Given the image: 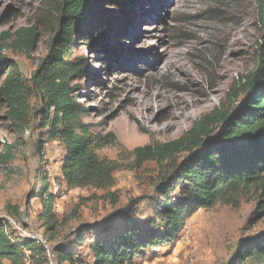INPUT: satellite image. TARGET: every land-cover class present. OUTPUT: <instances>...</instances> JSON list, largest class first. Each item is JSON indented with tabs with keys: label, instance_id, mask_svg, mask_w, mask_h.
Returning a JSON list of instances; mask_svg holds the SVG:
<instances>
[{
	"label": "rangeland",
	"instance_id": "obj_1",
	"mask_svg": "<svg viewBox=\"0 0 264 264\" xmlns=\"http://www.w3.org/2000/svg\"><path fill=\"white\" fill-rule=\"evenodd\" d=\"M62 5V0H0V59L18 66L28 88L49 53ZM32 29L38 43L27 57L18 44L27 37L18 35ZM80 33L70 57L88 74L77 75L72 86L78 104L89 110L83 121L91 133L115 137L113 145L97 152L122 165L115 185L105 191L61 189L62 148L46 143L45 112L40 97L29 90L22 121L10 120L0 99V219L14 236L11 221L21 223L29 208L32 226L53 247L70 246L82 231L86 240L77 247L82 259L77 264H89L93 235L124 210L141 224L158 225L154 202L161 167L154 161L136 163L134 150L175 141L221 107L254 70L262 28L257 0H98L92 23ZM46 181L49 193L58 195L53 211L59 222L52 232L41 217ZM257 204L251 196L238 207L201 209L173 245L146 252L136 264H237L243 243L264 233ZM114 224V231L122 227ZM27 264L48 261L42 255Z\"/></svg>",
	"mask_w": 264,
	"mask_h": 264
},
{
	"label": "trees",
	"instance_id": "obj_2",
	"mask_svg": "<svg viewBox=\"0 0 264 264\" xmlns=\"http://www.w3.org/2000/svg\"><path fill=\"white\" fill-rule=\"evenodd\" d=\"M98 0H62L60 20L48 55L41 60L32 76L31 88L25 86L18 66L0 59V99L9 109L12 121L25 119L28 110L27 91L40 97L46 143L62 148L58 183L61 189L105 191L115 185V173L122 168L116 161L103 160L98 150L115 143L109 134L91 133L83 118L89 110L77 102L73 79L86 76V66L71 59L76 34L92 23ZM262 36L254 70L243 85L236 86L221 107L203 116L179 139L148 145L134 150L135 162L154 161L161 167L162 177L155 190L154 202L158 225L141 224L135 214L124 210L98 228L88 251L89 264H136L145 253L173 245L180 237L185 222L201 209L217 205L238 207L248 197H257V215L264 218V0H257ZM122 10L123 6L118 5ZM88 17V19H87ZM19 43L27 57L37 46L35 30H23ZM83 61V60H82ZM28 88V89H27ZM49 185L40 193L43 226L57 228L54 213L57 194L49 193ZM173 196V197H172ZM114 222L122 227L114 231ZM161 227V229H160ZM82 231L70 246L54 247L59 264H77V247L85 242ZM103 237H106L105 239ZM81 239V241H80ZM43 250L33 242H19L0 219V264H27L39 260ZM237 264H264V233L247 239L237 257Z\"/></svg>",
	"mask_w": 264,
	"mask_h": 264
},
{
	"label": "built area",
	"instance_id": "obj_3",
	"mask_svg": "<svg viewBox=\"0 0 264 264\" xmlns=\"http://www.w3.org/2000/svg\"><path fill=\"white\" fill-rule=\"evenodd\" d=\"M58 186L55 190L58 191ZM33 216L29 208L23 212L21 223L11 221L16 230V235L13 237L19 242H33L43 250V253L48 261V264H59L54 253V247L51 241L41 231L32 226Z\"/></svg>",
	"mask_w": 264,
	"mask_h": 264
}]
</instances>
